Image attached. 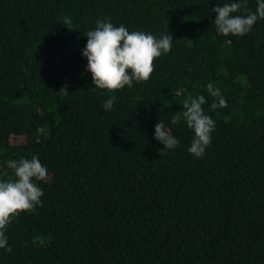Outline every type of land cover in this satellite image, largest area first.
I'll use <instances>...</instances> for the list:
<instances>
[{"label":"trees","instance_id":"obj_1","mask_svg":"<svg viewBox=\"0 0 264 264\" xmlns=\"http://www.w3.org/2000/svg\"><path fill=\"white\" fill-rule=\"evenodd\" d=\"M232 2L0 0V180L21 157L48 170L42 203L8 225L0 264H264V20L219 34L212 9ZM102 19L173 35L148 82L93 84L82 50ZM209 83L226 107L211 109ZM200 95L215 130L196 158L182 112ZM160 121L174 150L154 139Z\"/></svg>","mask_w":264,"mask_h":264},{"label":"clouds","instance_id":"obj_2","mask_svg":"<svg viewBox=\"0 0 264 264\" xmlns=\"http://www.w3.org/2000/svg\"><path fill=\"white\" fill-rule=\"evenodd\" d=\"M212 11L215 13L213 23L219 34L242 37L252 30L258 20H264V0H258L254 12L248 9L247 0L225 3ZM242 11L246 14L234 15ZM65 23L71 24V20L65 18ZM86 37L87 43L82 50V55L87 58L86 71L91 73L97 88L108 92L132 88L134 82H148L155 71L154 62L171 51L174 39L172 34L157 38L144 31L130 32L124 25L115 26L103 19L97 21L95 29L88 31ZM207 91L215 98L211 109L227 106L225 98L212 83L207 85ZM58 93L69 94L67 85L62 86ZM206 102L205 96L200 95L183 104L182 118L194 132L188 151L196 158L204 156L215 130V121L202 107ZM103 108L111 110L113 99H107ZM180 120L181 115L178 114L171 123L177 124ZM154 139L169 150H174L180 143L164 121L155 125ZM6 164L12 170L13 178L0 180V249L11 253L12 248L5 234L8 225L21 213L33 212L42 203L44 193L36 182L47 181L48 170L36 155L31 159L21 157L9 160Z\"/></svg>","mask_w":264,"mask_h":264}]
</instances>
